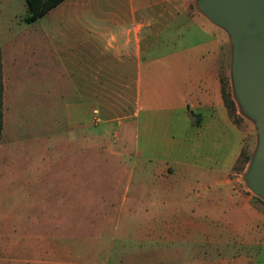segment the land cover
Here are the masks:
<instances>
[{
	"label": "crops",
	"instance_id": "obj_1",
	"mask_svg": "<svg viewBox=\"0 0 264 264\" xmlns=\"http://www.w3.org/2000/svg\"><path fill=\"white\" fill-rule=\"evenodd\" d=\"M193 5L194 0H59L26 21L25 0H0L1 103L7 81L5 51L15 44L32 49L34 59L40 51L48 75L63 83V91L73 99L66 104L73 116L67 138L73 150L82 145L89 154L91 139L84 128L91 107L102 122L129 135L128 140H118L129 147L133 164L124 177L128 182L119 184L120 203L115 197L121 176L116 177L111 166L121 155L104 157L113 181L104 207L115 214L105 215L108 220L97 227H123L110 233V240L119 239L118 244L112 242L114 250L97 256L114 260L109 264H189L185 259L203 264L214 253L223 264H247L254 258L239 246L264 241V214L251 207L249 192L232 186L228 169L234 155L218 154L228 126L232 128L219 82V51L225 39L221 28ZM76 127H81L80 139ZM47 141L51 150L56 140H43L45 145ZM139 147L149 153L141 156ZM144 186L168 198L152 200L147 208L139 197ZM136 212L144 219L120 222L123 214L133 218ZM1 223L3 262L74 264L72 246L60 244L57 233H31L12 224L6 234L7 222ZM59 224L56 220L55 226ZM218 227L223 228L220 234ZM187 237L198 241L194 251L176 242ZM202 243L219 247L202 249ZM121 244L132 249L122 245L115 250Z\"/></svg>",
	"mask_w": 264,
	"mask_h": 264
},
{
	"label": "rangeland",
	"instance_id": "obj_2",
	"mask_svg": "<svg viewBox=\"0 0 264 264\" xmlns=\"http://www.w3.org/2000/svg\"><path fill=\"white\" fill-rule=\"evenodd\" d=\"M219 33L225 39L219 51V82L220 86L224 84L225 90H228L232 97L229 79L230 44L221 29ZM5 60L7 81L3 104H1L3 122L0 132V226H2V221L7 222L6 234L11 230L12 224H18L21 231L31 233L41 231L46 235L57 233L60 244L65 246L67 243L69 247L72 246L74 264L113 262L112 259L97 257L101 255V252L114 250L112 242L118 244L119 239L110 240L113 239L110 233L115 231L119 233L121 227L114 229L113 227L109 229L97 227L108 220L104 218L105 215L115 214V210H106L104 207L105 203H109V197H106L109 196V183L113 182L108 173L109 168L106 167L107 164H104L107 161L104 157L121 155L116 159L115 164L112 163L111 171L116 177L121 176L117 187L122 184L121 181L127 183L128 179L124 177L129 174L133 166L132 152L129 147L120 146L118 140L121 138L128 140V133L120 132L119 129H114V125L109 126L102 122L96 109L91 107L89 119L84 128V133L87 132L91 139L89 154L87 148L82 145H78L73 150L72 146L67 143L69 132L72 129L70 122L73 116L72 111L66 107V104L71 103L73 99L63 91V83L48 75L46 71L48 67L43 65L40 51L36 53L34 59L32 49H20L19 46L10 44L5 51ZM35 60L36 66H34ZM235 106L234 117L229 115L232 128L228 126L227 140H223L218 154L227 152L228 158L231 153L234 155V160L228 169L229 177L233 181L232 186L235 189L242 188L244 194L249 192L251 207L257 208L264 214V202L248 190L241 177L248 161L246 156H250L255 145L254 125L250 119L240 113L236 102ZM75 133V137L80 139L81 127H76ZM187 134L193 140L196 139L194 131L188 129ZM46 139L56 140L51 150L49 141L46 142L47 145L43 142ZM43 148L48 152H44ZM138 149L141 156L149 153L145 147ZM203 150L209 152L210 148L203 147ZM151 155L157 156L153 152ZM192 155L194 162L197 163V154ZM134 177L135 171L133 177L130 176L126 198L131 195V182L135 179ZM143 189L139 197L142 202L146 203L147 208L152 200L161 201L168 198V194L163 196L150 192V190L146 191L145 186ZM117 193L118 198L115 197V200L116 203L117 201L120 203L121 186ZM103 197L106 198L103 199ZM124 204L130 205L128 202ZM140 206L143 207V205ZM39 218H43L41 225H38ZM121 218L122 224L144 219L137 212L133 218L127 214H123ZM56 220L60 221V226H55ZM97 230H100V234ZM217 230L220 234L223 228L218 227ZM62 234H68V238L61 237ZM70 234H73L72 237ZM145 242L150 243L148 239H145ZM176 242L185 249L194 251L193 246L194 244L196 246L198 241L193 243L187 237ZM122 245L116 247L115 250L123 249L125 245ZM204 245L207 250L209 248L214 250L215 246L219 247L217 244L202 243V249ZM124 248L125 250L132 249L131 247ZM239 248L240 251L244 250L254 258L247 264H264V241L240 245ZM216 257L214 253V258L203 259L205 260L203 264H223ZM184 261L190 262L189 264L194 262L193 259ZM0 264L7 263L0 260Z\"/></svg>",
	"mask_w": 264,
	"mask_h": 264
},
{
	"label": "water",
	"instance_id": "obj_3",
	"mask_svg": "<svg viewBox=\"0 0 264 264\" xmlns=\"http://www.w3.org/2000/svg\"><path fill=\"white\" fill-rule=\"evenodd\" d=\"M230 44L229 79L239 111L255 129V145L241 177L264 202V0H194Z\"/></svg>",
	"mask_w": 264,
	"mask_h": 264
},
{
	"label": "trees",
	"instance_id": "obj_4",
	"mask_svg": "<svg viewBox=\"0 0 264 264\" xmlns=\"http://www.w3.org/2000/svg\"><path fill=\"white\" fill-rule=\"evenodd\" d=\"M27 5V12L24 16V20L30 21L41 15L45 12L50 6L55 4L59 0H25ZM1 66V64H0ZM1 92H2V83H1V69H0V132L2 127V110H1ZM221 98L222 101L227 108L228 114L232 117L235 115V102L233 98L230 96V92L225 90L224 84L220 86ZM249 156H246V160H248Z\"/></svg>",
	"mask_w": 264,
	"mask_h": 264
}]
</instances>
